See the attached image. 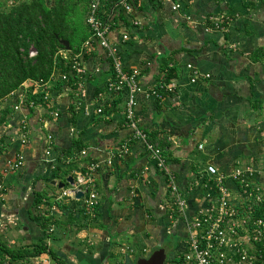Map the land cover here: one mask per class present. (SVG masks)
Returning a JSON list of instances; mask_svg holds the SVG:
<instances>
[{"label": "crops", "instance_id": "obj_1", "mask_svg": "<svg viewBox=\"0 0 264 264\" xmlns=\"http://www.w3.org/2000/svg\"><path fill=\"white\" fill-rule=\"evenodd\" d=\"M131 1L133 8L117 15L110 40L125 66L138 70L142 89L137 116L159 139L166 137L167 168L187 198L186 217L172 202L166 170L144 139L132 136L133 128L125 121L127 90L110 88L111 57L87 29L74 53L85 67L84 72L77 70L76 87L45 90L48 86L36 84L33 91L43 89L49 100L31 106L25 84L0 103V116L9 107L7 121L0 123L6 142L0 152V224L11 242L31 243L47 236L75 264H137L160 246L171 259L185 248V221L212 201L215 183L208 164L230 171L239 164L264 163V0ZM177 2L180 6L174 8ZM224 15L231 16L227 28L214 20ZM167 63L176 67L171 79L177 86L159 96L151 89L162 81ZM189 63L210 75L193 81ZM59 72L50 85L62 77ZM73 100L78 108L75 122L69 110ZM23 120L28 142L20 137ZM76 136L86 143L87 152L76 159L80 167L74 169L73 180L99 162L94 170L99 202L94 213L87 209L93 216L87 218L77 209L81 196H71L72 217L61 213L60 223H50L54 228L45 233L34 217V192L46 188L57 198L62 187L73 185L49 187L47 182L62 180L51 171ZM21 152L22 164L12 165ZM49 207L43 201L37 210L47 214ZM28 264L59 263L44 252Z\"/></svg>", "mask_w": 264, "mask_h": 264}, {"label": "built area", "instance_id": "obj_2", "mask_svg": "<svg viewBox=\"0 0 264 264\" xmlns=\"http://www.w3.org/2000/svg\"><path fill=\"white\" fill-rule=\"evenodd\" d=\"M103 1L90 0L87 13V23L92 30L90 38L97 39L107 48L113 66V79L110 80L109 86L116 91L124 88L127 90L126 124L133 128V137L144 139L147 149L156 158L158 166L166 170L173 198L172 202L178 212L186 217L185 211L188 201L176 181L174 172L167 168L164 149L157 142L149 139L148 130L140 124L137 116V93L142 89L138 70L125 66L119 48L111 42L109 36L116 24L120 10L129 12L133 8V3L131 0H112L111 15L102 17L99 9ZM179 6L180 2L173 5L174 8ZM230 19V15L214 16L216 25L223 28L228 27L227 24ZM128 36L127 32L124 33V38ZM36 53L37 48L31 47L30 54ZM74 58V67L79 72H84L85 67L80 60V55H74ZM188 66L192 69L191 79L193 81L200 75H210L209 72H200L193 63H189ZM48 84L49 82L42 83L44 87ZM176 86L177 82L174 79L162 80L151 89V92L161 96L164 91H174ZM15 93L16 90L10 94ZM48 94L45 93L44 96L47 98ZM29 105L36 106L35 100H31ZM15 107L18 108L20 105L16 103ZM99 110L102 109L99 108ZM54 113L58 114V111H54ZM20 132L22 142H28V126L24 120L21 123ZM48 152H50V148H48ZM86 152V149L83 148L82 153ZM23 159L24 154L21 152L16 156L12 165H21ZM98 166L99 162H93L86 172L79 171L73 185L62 187L58 197L75 196L76 192L82 191L83 195L86 194L87 209L94 213L99 202L94 175V170ZM207 169L213 176L211 179L215 183L214 195L208 205L197 209L191 218L185 221L187 235L182 264H264V163L239 164L230 171H222L215 164L210 163ZM231 180L235 182V187L229 183ZM3 189L4 186L0 183V190ZM49 208L52 211V208H56V204ZM53 228L54 226L50 227L51 230ZM0 264L12 263L4 259L0 260Z\"/></svg>", "mask_w": 264, "mask_h": 264}, {"label": "trees", "instance_id": "obj_3", "mask_svg": "<svg viewBox=\"0 0 264 264\" xmlns=\"http://www.w3.org/2000/svg\"><path fill=\"white\" fill-rule=\"evenodd\" d=\"M90 4V0H88ZM112 0H104L99 9L102 17L111 15ZM0 103L12 91L25 86V94H28V101L35 100L36 105L39 101L49 100L46 98L45 91L34 92L36 84L52 81L57 76V72L61 71V78L50 86L55 88L72 85L76 87L79 80L77 69L74 67V53L79 50L80 41L85 40L86 30H92L88 24L85 29L78 32L72 21L73 5L69 0H0ZM89 7V5H88ZM88 13V12H87ZM119 13H122L121 11ZM88 31V30H87ZM67 38L70 41V52H66V46L61 40ZM31 47L37 48V53L30 54ZM162 80L169 81L176 71L175 66H169ZM65 75V76H64ZM28 83L30 84L28 86ZM29 88V89H28ZM73 92V91H72ZM41 94V95H40ZM40 95V97H38ZM28 102V103H29ZM72 116L70 120L75 122L77 119L76 101L73 100L70 109ZM9 107L1 109L0 123L7 121V113ZM149 139L157 142L164 147L167 144L166 137L158 138L155 132L148 131ZM4 137H0V152L5 147ZM86 143L81 136H76L69 148L62 150L60 154V163L52 168L53 177H62L61 182L65 185L72 184L69 177H75L74 169L80 167V152ZM49 187H57L59 185L47 182ZM85 195L80 197L77 209L82 211L84 217H90L87 213L85 203ZM69 197L57 198L50 196L46 188L36 190L34 192L33 206L35 208L34 217L38 219L40 226L44 232L49 230L50 223L54 222L55 226L61 221L60 214H68L72 217L73 210L71 204L67 201ZM74 199V197H72ZM79 199V200H80ZM47 202L49 206L56 204V208L48 210L47 214L37 210L41 202ZM96 215H99L97 212ZM93 217V216H91ZM52 232V231H51ZM53 237L56 236L53 232ZM44 235L31 243L20 245L11 242L6 234V229L0 224V260L7 259L14 264H28L32 257L39 256L47 252L50 257L59 264H75L65 253L58 250L51 244ZM183 250L178 249L171 257V264H182Z\"/></svg>", "mask_w": 264, "mask_h": 264}, {"label": "water", "instance_id": "obj_4", "mask_svg": "<svg viewBox=\"0 0 264 264\" xmlns=\"http://www.w3.org/2000/svg\"><path fill=\"white\" fill-rule=\"evenodd\" d=\"M65 46L67 48H70V41L67 38H62L61 39ZM70 182H73V177H69ZM53 183L58 184L60 186H63L64 183L61 181H57L56 179L53 180ZM72 195L74 193H71ZM76 196L80 197L83 195L82 191H78L75 193ZM137 264H171L167 262V252L166 248L163 246H160L159 248H156L153 250V252L149 256H141L137 260Z\"/></svg>", "mask_w": 264, "mask_h": 264}, {"label": "rangeland", "instance_id": "obj_5", "mask_svg": "<svg viewBox=\"0 0 264 264\" xmlns=\"http://www.w3.org/2000/svg\"><path fill=\"white\" fill-rule=\"evenodd\" d=\"M72 5V21L75 25V29H77L78 32H81L83 29L87 27V12H88V0H69ZM0 8H3L1 6ZM16 245H20L18 243H14ZM168 254H170V251L168 250Z\"/></svg>", "mask_w": 264, "mask_h": 264}, {"label": "flooded vegetation", "instance_id": "obj_6", "mask_svg": "<svg viewBox=\"0 0 264 264\" xmlns=\"http://www.w3.org/2000/svg\"><path fill=\"white\" fill-rule=\"evenodd\" d=\"M167 262H168V263H171L170 260H169V258H167Z\"/></svg>", "mask_w": 264, "mask_h": 264}]
</instances>
